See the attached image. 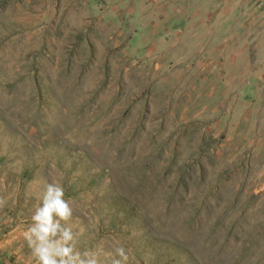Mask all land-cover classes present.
<instances>
[{
  "label": "rangeland",
  "instance_id": "rangeland-1",
  "mask_svg": "<svg viewBox=\"0 0 264 264\" xmlns=\"http://www.w3.org/2000/svg\"><path fill=\"white\" fill-rule=\"evenodd\" d=\"M50 183L100 264H264V0H0V264Z\"/></svg>",
  "mask_w": 264,
  "mask_h": 264
},
{
  "label": "clouds",
  "instance_id": "clouds-1",
  "mask_svg": "<svg viewBox=\"0 0 264 264\" xmlns=\"http://www.w3.org/2000/svg\"><path fill=\"white\" fill-rule=\"evenodd\" d=\"M71 217L72 208L64 199V188L59 183L48 184L24 233L37 264H100L94 251L76 248L73 229L62 223ZM115 252L118 258L112 264H126L129 256L125 248L117 247Z\"/></svg>",
  "mask_w": 264,
  "mask_h": 264
}]
</instances>
